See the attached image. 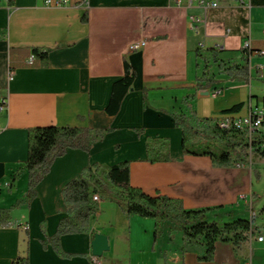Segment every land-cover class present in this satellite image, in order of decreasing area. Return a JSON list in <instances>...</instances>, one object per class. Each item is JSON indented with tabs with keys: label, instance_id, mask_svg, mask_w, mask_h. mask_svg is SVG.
Wrapping results in <instances>:
<instances>
[{
	"label": "crops",
	"instance_id": "0c3cea01",
	"mask_svg": "<svg viewBox=\"0 0 264 264\" xmlns=\"http://www.w3.org/2000/svg\"><path fill=\"white\" fill-rule=\"evenodd\" d=\"M218 2V8H206L197 2L189 7L187 0L182 7L173 0H71L63 6L48 5L47 0H14L12 5L0 0V94L7 98V108L0 112V207L13 205L27 192L23 162L30 128L114 129L96 140L90 152L69 149L54 161L37 186L38 196L30 205L15 208L10 222L0 226V264H11L24 253V229L29 231L30 264H92V240L97 233L109 241V249L99 258L101 264H264V243L257 240L264 237V214L256 221L259 231L241 245L218 240L212 261L199 260L204 248L189 246L183 238L174 249L168 238L160 242L154 219L125 214L110 200L99 203L86 232L62 236L66 251L86 257L63 259L41 243L68 215L64 186L94 163L131 160L134 186L149 194L160 191L181 198L187 209L217 208L213 219L231 221L238 214L247 218L242 212L254 208L258 200L251 210L259 213L264 204L262 152L249 153L242 166H214L209 156L184 153L182 131L170 115L187 111L191 95L196 96L192 104L198 116L216 119L237 103H244L233 113L239 115L264 104L262 53L250 58L249 81L220 74L216 67L212 70L215 86L197 87L202 72L197 56L200 44L204 49L219 48L222 59L233 61H241L246 40L264 51V0ZM190 14L203 19L198 33L189 26ZM141 42L145 45L140 49H130ZM34 47L52 51L41 61L35 58ZM126 62L135 79L119 113L109 115L106 107L112 86L124 76ZM206 91L209 94L202 93ZM205 99L213 100L209 109ZM137 128L146 131L139 135ZM149 136L170 138L172 161H146ZM18 170L22 172L15 178ZM170 227L165 223L166 231ZM169 236L172 241L177 238L175 231Z\"/></svg>",
	"mask_w": 264,
	"mask_h": 264
},
{
	"label": "trees",
	"instance_id": "16d2710c",
	"mask_svg": "<svg viewBox=\"0 0 264 264\" xmlns=\"http://www.w3.org/2000/svg\"><path fill=\"white\" fill-rule=\"evenodd\" d=\"M14 0H9L12 5ZM84 21L87 15H84ZM51 48H33L35 58L44 61L48 58ZM241 61L225 60L220 57V49L198 47L197 56L202 72L197 77V87L207 89L215 81V74L210 72V65L215 63L219 73L241 81L251 78L250 58L254 50H242ZM257 77H261L257 70ZM135 79V71L126 62V71L122 78L113 83L111 97L106 112L109 115L119 113L122 102L131 90ZM195 95L187 98V111L170 112L175 126L182 131V146L185 154L209 156L217 167L242 166L248 162L250 143L246 135L235 128L221 127L215 117H200L193 108ZM264 98V97H263ZM145 104L148 103L145 97ZM244 103H237L224 110L226 114H233L241 110ZM224 114V115H226ZM81 119V118H80ZM113 128H102L93 132L84 126H41L28 131V156L23 162V170L28 173V188L24 198L19 199L9 207H0V226L12 219V211L23 205H30L38 196L37 186L50 172L54 161L69 149H79L90 152L96 140L102 138ZM135 131L142 135L144 128ZM197 139H200L197 141ZM223 145L217 149V142ZM264 155V152H262ZM171 140L169 137L149 136L146 141V161L149 163L170 162ZM131 160H124L112 165L94 163L85 167L82 174L70 180L63 188L62 195L68 206V215L62 218L56 232L41 240L45 249L51 247L63 259L76 256L86 257V254L66 251L62 246V236L81 234L88 230L90 220L95 214L99 203L104 200L115 202L123 213L152 218L156 222L155 237L157 238L165 223H170V234L173 230L180 231L184 242L192 247H203V254L198 255L201 261H212L215 258L218 240L231 241L238 246L245 242L251 234L259 231L255 218H237L222 221L210 218V213L217 208L187 209L181 198L167 196L160 191L155 194L146 193L142 188L131 182ZM22 170L15 173V178ZM256 176H258L256 174ZM100 197L99 201L94 196ZM264 214V205L259 210ZM26 233L24 253L13 258L11 264H30L29 231ZM186 251V248H183ZM92 263V261H91Z\"/></svg>",
	"mask_w": 264,
	"mask_h": 264
},
{
	"label": "built area",
	"instance_id": "2783aa9c",
	"mask_svg": "<svg viewBox=\"0 0 264 264\" xmlns=\"http://www.w3.org/2000/svg\"><path fill=\"white\" fill-rule=\"evenodd\" d=\"M174 3L182 7L184 0H173ZM188 6L191 7L195 2L204 5L206 8H218L220 6L218 0H187ZM239 1V0H238ZM71 0H47L48 5L63 6L68 5ZM87 2L84 1L83 5ZM189 26L194 32H200L203 19L197 14H190L188 16ZM264 33V27H263ZM145 45V42L133 43L130 45L131 50H138ZM200 47L204 49V45L200 44ZM244 50H254V53H262L263 50H257L253 48L250 40H246L243 45ZM34 56H32L28 63L32 64ZM216 95V93H214ZM7 108V98L0 94V112L5 111ZM217 123L221 127L235 128L241 130L249 140L250 147L249 153L254 151L264 152V104L261 106H252L245 115L239 114H226L217 119ZM94 200L99 201L98 195L94 196ZM258 241L264 243V237L259 236ZM92 264H101L98 257L92 256Z\"/></svg>",
	"mask_w": 264,
	"mask_h": 264
},
{
	"label": "rangeland",
	"instance_id": "374dc122",
	"mask_svg": "<svg viewBox=\"0 0 264 264\" xmlns=\"http://www.w3.org/2000/svg\"><path fill=\"white\" fill-rule=\"evenodd\" d=\"M216 67H217V65L215 64V63H212L211 65H210V72L212 73V70H215L216 69ZM215 72H217V71H215ZM218 74V73H217ZM221 74V73H220ZM218 76H222V75H218ZM215 77H216V75H215ZM215 85H212V86H210V88H213ZM206 101H205V105H206V107L209 109L210 107H211V103H212V99H205ZM200 139H197V141H199ZM221 146V145H223V143L221 142V141H219V142H217V146L216 147H218L217 149H220L221 147H219V146ZM257 179V178H256ZM259 203H260V201L258 200V202L254 205V208L253 207H246V210L244 211V212H242L243 214H245L246 215V217L248 218V219H251L252 217H254L255 218V224H256V221H259V219L260 218H262L261 217V215L262 214H260V213H256V211H254V210H251V208L252 209H256V207L259 205ZM264 205V204H263ZM263 207V206H262ZM261 207V208H262ZM252 211H254V212H252ZM255 214V215H254ZM238 215H241V214H238ZM238 215H236L235 216V218H232V220L233 219H237V218H243L244 216H238ZM213 217H216L217 218V215H214L213 214V212H211L210 213V218H213ZM144 218V217H143ZM257 225V224H256ZM175 231V234L177 235V238L175 239V240H171V238H170V236H169V234H170V232L169 231H166L165 229H164V227H163V229H162V233H160L159 235H158V237H157V239H159L160 240V242H162V243H164V240L165 239H167L168 240V242H169V244H170V246H171V248L172 249H174L175 248V246L176 245H179L180 243H181V241H182V235L180 234V231H177V230H173V232ZM165 236V237H164ZM100 258V257H99ZM101 259V258H100ZM137 258H135V260H136ZM123 264H128V263H123Z\"/></svg>",
	"mask_w": 264,
	"mask_h": 264
},
{
	"label": "water",
	"instance_id": "95a60500",
	"mask_svg": "<svg viewBox=\"0 0 264 264\" xmlns=\"http://www.w3.org/2000/svg\"><path fill=\"white\" fill-rule=\"evenodd\" d=\"M209 94L208 91L202 92ZM109 249L108 237L105 234L97 233L92 240V253L96 257H101L105 251Z\"/></svg>",
	"mask_w": 264,
	"mask_h": 264
}]
</instances>
